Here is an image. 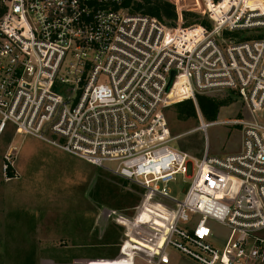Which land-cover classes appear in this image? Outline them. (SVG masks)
I'll return each instance as SVG.
<instances>
[{"label": "built area", "instance_id": "built-area-1", "mask_svg": "<svg viewBox=\"0 0 264 264\" xmlns=\"http://www.w3.org/2000/svg\"><path fill=\"white\" fill-rule=\"evenodd\" d=\"M128 1L0 0V143L8 132L35 138L138 186L135 218L162 206L163 235L134 231L109 211L128 224L126 236L163 240L128 264H171L169 250L197 264H261L264 38L246 34L264 31V3L232 0L217 12L221 0H211V25L185 27L134 12ZM216 92L238 97L251 116L232 122L240 151L192 158L173 148L164 107ZM18 151L10 144L2 158L7 178ZM179 180L189 184L181 200L167 188Z\"/></svg>", "mask_w": 264, "mask_h": 264}, {"label": "rangeland", "instance_id": "rangeland-1", "mask_svg": "<svg viewBox=\"0 0 264 264\" xmlns=\"http://www.w3.org/2000/svg\"><path fill=\"white\" fill-rule=\"evenodd\" d=\"M159 1L188 13V24L211 25L205 6V2L211 6V0ZM245 5L258 8L246 1ZM259 35L264 37V31L246 34L252 39ZM209 97L225 102L213 123L199 113L195 119H180L174 104L163 109L173 139L171 145L192 158H201L205 152L212 156L239 152L241 132L232 122L251 119L245 104L235 95L216 92ZM257 117L264 122V112ZM201 122L215 125L203 130ZM27 138L8 132L0 143V264H128L134 253L142 256L152 250L151 244L141 240L144 235L133 232L131 237L126 236L122 226L128 224L121 222L120 226L108 217L109 211L114 210L133 224L134 231H148L154 216L148 221L135 218L133 208L141 201L138 186L44 145L39 158L32 153L38 146L26 142L30 140ZM10 144L19 149L14 179L5 177L1 168ZM23 145L29 147V152L22 156ZM188 187L179 180L167 188L181 200ZM160 216L158 211L155 218ZM154 228L164 231L160 220ZM218 232L225 235L224 230ZM158 244L161 246L160 241ZM169 255L171 264H197L174 250H169Z\"/></svg>", "mask_w": 264, "mask_h": 264}, {"label": "trees", "instance_id": "trees-1", "mask_svg": "<svg viewBox=\"0 0 264 264\" xmlns=\"http://www.w3.org/2000/svg\"><path fill=\"white\" fill-rule=\"evenodd\" d=\"M246 2L255 5L259 8L263 6L262 0H245ZM132 0L128 1L131 3ZM233 2L232 0H221L219 6L215 8L217 12H223L229 4ZM132 9L134 12L141 13L143 15L149 16L151 18H156L160 22L163 20L168 21V24L181 22V18L184 20V26H191L197 24L186 23L187 17L190 16L188 13H183L179 11L167 2H162L159 0H144L143 3L132 2ZM255 3V4H254ZM211 7V6H210ZM205 25V24H203ZM207 26V24L205 25ZM257 38H264L263 35H259ZM238 98V97H237ZM225 102H218L212 99L209 96H200L196 97V105L192 100H184L174 104L178 117L180 119H195L197 118L198 113L203 117V119L209 123H213L216 121L219 109L224 105ZM8 178L13 177V173L11 170L7 173Z\"/></svg>", "mask_w": 264, "mask_h": 264}, {"label": "bare ground", "instance_id": "bare-ground-1", "mask_svg": "<svg viewBox=\"0 0 264 264\" xmlns=\"http://www.w3.org/2000/svg\"><path fill=\"white\" fill-rule=\"evenodd\" d=\"M244 4H245V1H244ZM252 8H255V7L253 6ZM158 211H161V215L162 216H160V219H158L157 217L155 218V216L158 215ZM153 216H154V218H153ZM137 217L138 218L141 217L140 220H142V221H148V219L150 220V218H153V220H152L153 223H151V225H152L151 228H153V230H155V231H157V230L154 228V226H156L158 224V220H160V225L162 227H164V231L167 228V226L165 225V220L167 218L166 217V211L160 205L153 204V206L152 205L151 206L150 205L146 206L145 209H142L139 212ZM162 221L164 222V224L162 223ZM164 231L160 232V233H162V235H163ZM157 232H159V231H157ZM160 243H161V246H162L163 240H160ZM151 246L152 247H150V248L152 249V251H155L157 249V245L156 246L151 245ZM159 247H160V245H159Z\"/></svg>", "mask_w": 264, "mask_h": 264}, {"label": "crops", "instance_id": "crops-1", "mask_svg": "<svg viewBox=\"0 0 264 264\" xmlns=\"http://www.w3.org/2000/svg\"><path fill=\"white\" fill-rule=\"evenodd\" d=\"M30 138V140L28 139V141H26V142H29V143H31V144H36L38 147H37V149H35V150H33L32 151V153H33V155H36L37 157H39L40 158V155H41V146L42 145H44L46 148H49V149H51V150H53V151H57V152H60L61 154H63V155H68V154H65L64 152H62V151H60V150H58V149H55V148H53V147H51V146H49V145H47V144H45V143H43V142H40V141H38L37 139H35V138H31V137H29ZM26 140V139H25ZM22 153H21V155L23 156V154H27L28 152H29V147H24V145L22 146ZM19 152V151H18ZM18 156V155H17ZM80 160V159H79ZM18 174V173H17ZM141 217H137L136 218V220L138 221L139 219H140ZM127 224V223H126ZM137 224H139V225H141L140 224V222H137ZM144 225V224H143ZM261 264H264V262H262Z\"/></svg>", "mask_w": 264, "mask_h": 264}, {"label": "water", "instance_id": "water-1", "mask_svg": "<svg viewBox=\"0 0 264 264\" xmlns=\"http://www.w3.org/2000/svg\"><path fill=\"white\" fill-rule=\"evenodd\" d=\"M173 76H174V73L171 74L170 82H169V84H168L167 89H169V87L171 86V83H172V80H173Z\"/></svg>", "mask_w": 264, "mask_h": 264}]
</instances>
